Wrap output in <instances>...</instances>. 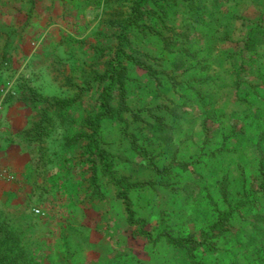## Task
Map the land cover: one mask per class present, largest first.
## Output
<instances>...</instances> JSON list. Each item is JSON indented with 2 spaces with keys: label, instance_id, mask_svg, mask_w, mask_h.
I'll return each mask as SVG.
<instances>
[{
  "label": "rangeland",
  "instance_id": "374dc122",
  "mask_svg": "<svg viewBox=\"0 0 264 264\" xmlns=\"http://www.w3.org/2000/svg\"><path fill=\"white\" fill-rule=\"evenodd\" d=\"M139 2L0 0V264H264V0L148 2L141 22L165 37L132 24ZM120 32L148 67L121 58L130 110L102 121L101 197L74 139L99 111L95 76ZM30 87L78 98L39 142L27 138L41 108L22 99ZM132 139L160 167L186 165L162 175ZM232 207L216 250L191 258L159 237H200Z\"/></svg>",
  "mask_w": 264,
  "mask_h": 264
},
{
  "label": "trees",
  "instance_id": "16d2710c",
  "mask_svg": "<svg viewBox=\"0 0 264 264\" xmlns=\"http://www.w3.org/2000/svg\"><path fill=\"white\" fill-rule=\"evenodd\" d=\"M156 1L158 0H141V2H139L137 5L136 16L132 21V24L135 25V27H137V29L144 34H148L149 31H152L155 34H158L160 37H165L162 31L157 30L155 26L152 25V27H150L141 22V20L144 18L145 13L149 9L148 2L156 3ZM117 36L119 38L120 44L117 45L115 55L111 59V67L109 66L103 73H96L95 76V80H97L102 87L99 97V111L96 115L88 117L85 120V130L77 133L74 139V142L84 141L81 146V150L87 161L90 163V170L92 171L91 186L101 197H104V194L102 192L96 172L98 162H101L107 169L110 168V165L107 161V153L102 147V137L100 133L102 121L107 118H121L125 120V118L123 117V113L130 110L127 100L128 91L125 80L128 70L122 59H129L133 63L144 68L148 67L146 63L143 62V60L127 53L124 49L123 43L129 42L127 33L120 32L119 34H117ZM165 39L168 40V38ZM252 43L253 42L250 43L249 49L255 46ZM116 91L119 97L118 106H116L114 103ZM22 99L24 101H28L29 103H34L35 105H41L39 118L27 129V138L30 137L29 139H31V142L43 141L54 130L57 120L61 121L60 125L66 127L68 121L70 120L68 108L78 101L77 97L73 98L72 100H67L45 96L40 92L33 91V88L31 87L28 92L25 93ZM127 129L128 126H125L124 130L127 131ZM127 135L131 136L129 133ZM132 141L134 147L145 158L149 159V163L153 166V168H155L156 171L161 173L162 175H167L170 171H172L173 165H186L185 161L176 160L175 162H173V165L160 167L154 161L151 154L139 149L137 144L138 142L135 139H132ZM260 173L262 182L260 184V188L257 189V191H260L261 195L264 196L263 161L261 162ZM124 179L125 177L118 180L116 176H113V180L115 181V183L121 186ZM140 184L144 185L146 184V182H141ZM118 196L121 198L126 207L129 222L131 224H135V210L133 208L132 200L128 195V190L124 188L120 189L118 192ZM225 198L227 199V196ZM229 204H233V202L230 201ZM234 210L235 208L232 207L226 211H221L219 213L218 220L214 222L213 226L210 229L203 231L200 237H196L194 235L177 237L173 236L170 231H164L159 237H163L167 243L176 248L186 249L188 255L191 258H194L196 257L197 251L202 248H207L210 250L217 249V238L231 228V220L233 218ZM7 259L10 260V257L6 256L2 259V261ZM196 263L199 264V262ZM4 264H14V262L11 263V261H9V263H6L5 261Z\"/></svg>",
  "mask_w": 264,
  "mask_h": 264
},
{
  "label": "built area",
  "instance_id": "2783aa9c",
  "mask_svg": "<svg viewBox=\"0 0 264 264\" xmlns=\"http://www.w3.org/2000/svg\"><path fill=\"white\" fill-rule=\"evenodd\" d=\"M2 170H3V169H2V167H1V165H0V173H2Z\"/></svg>",
  "mask_w": 264,
  "mask_h": 264
}]
</instances>
